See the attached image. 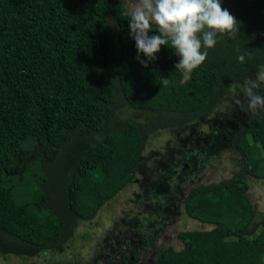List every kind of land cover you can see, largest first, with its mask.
Returning <instances> with one entry per match:
<instances>
[{
    "label": "trees",
    "instance_id": "16d2710c",
    "mask_svg": "<svg viewBox=\"0 0 264 264\" xmlns=\"http://www.w3.org/2000/svg\"><path fill=\"white\" fill-rule=\"evenodd\" d=\"M221 4L241 22L240 33L218 35L186 79L175 69L179 56L170 45L147 67L137 60L118 0H0V254L37 258L47 252L52 264H73L52 258H61L79 226L90 224L132 180L148 177L143 153L150 136L187 127L194 134V125L230 98L232 83L255 78L264 66V0ZM237 94L244 103L220 116L212 136L200 135L185 161L194 169L195 161L206 160L200 158L205 150L227 144L240 156V171L181 196L184 181L174 179L164 157V179L157 175L154 182L161 198L140 200L162 224L182 209L212 228L179 233L183 248H162L149 264H264V215L256 219L247 181L264 179V110L248 112ZM175 137L170 148L179 150ZM125 225L118 237L98 243L108 257L95 254L90 264H132L136 247L157 239L162 227L144 226L150 233L140 237ZM123 243H130L129 251L116 259Z\"/></svg>",
    "mask_w": 264,
    "mask_h": 264
},
{
    "label": "rangeland",
    "instance_id": "374dc122",
    "mask_svg": "<svg viewBox=\"0 0 264 264\" xmlns=\"http://www.w3.org/2000/svg\"><path fill=\"white\" fill-rule=\"evenodd\" d=\"M118 1L123 4V0ZM237 96V93L234 94L231 91L230 98L233 99V101H231L229 98L224 102L223 105L219 106L213 114H211L206 119L204 118L205 120H201L200 123H196L193 128L194 134H191V138H194H192V141L188 140V134L190 132V130H188L189 127H187L185 130H160L152 134L147 141L143 153L144 161L148 163V165H146L144 162L145 167L147 168L146 171H148V177L145 180L142 178V181L144 180V185L141 183L142 181L140 180V176H137V179L132 180L124 190L118 193L97 212L90 224L83 223L81 226H79L76 231V236L71 240L69 247L66 249L67 251H65V254L61 255V258L59 255L53 256L52 262L53 260L55 262L73 260V264H90L91 259H93L96 254V248L100 247L98 243L102 241L103 238H107L108 236H111L112 238L118 237L123 230L122 226L126 227L125 224H128V227L133 231H136V234H138L140 237L149 235L150 233V228L144 226L152 227L150 224H153V227L156 225H161L162 227L159 228L160 234L157 238V244L163 247L165 246V249H173L176 251L183 248L182 242L177 239V235L179 233L187 231L210 230L212 228L211 226L203 225L190 219L185 215L182 209L181 211L179 209L178 214L173 218V220L167 222L166 224H162L160 217L155 218L147 213L148 209L146 208V204L144 203L143 205L140 200L145 199L148 202H151L154 198H161V190H158L161 188V186H159L157 183H154V181L157 180V175L164 179V166L160 163V160L166 157L168 165L173 164L174 160H176L178 166L181 165V150H183L184 146L186 147V151H188L187 148L191 146L192 142L196 143L200 138V135L203 134L207 137L212 136V133L217 131L212 129L213 126L219 122L220 116L235 109L236 103L234 102V99L237 98ZM125 114L126 113H123L122 115ZM140 114L141 113L134 112L133 116L135 120L144 122L145 119L143 118V115ZM239 115H246V111ZM237 118L239 119L240 117L238 116ZM173 120L174 119L171 121L173 122ZM151 122L156 123L153 119ZM175 133H177L179 136L177 138L179 144H183V148L181 150L170 148L171 145L175 143V136H177ZM181 133L183 134L180 135ZM254 141L255 140L253 139V142ZM218 146L221 147L219 150L218 147H214L210 151L205 150L204 156L200 157L203 160L205 157V161L199 160L195 162L196 164L200 162L203 165L199 171L197 170V182H202L204 185L220 183L232 178L240 171V167L238 166V164L241 162L239 154L230 145L222 144ZM172 149H174V151ZM197 166L195 165V168ZM136 180L138 181L135 182ZM247 181L250 186L248 190V196L255 207L257 212L256 219L258 220L261 215H264V179L248 178ZM142 186L150 189L148 194L144 195ZM183 188L188 190L189 184H183ZM141 190L143 192H140ZM187 193L188 192H186L185 195ZM135 200L138 202V207L141 208L136 206L137 204L134 203ZM114 222H120L119 230L113 225L115 224ZM138 223L141 224L139 228ZM84 236H89V239L83 241L82 237ZM96 239L98 240L96 241ZM101 250L102 249H98V253H100ZM155 254L156 251L151 250L146 253L142 252L140 255L144 261L150 258L153 259ZM41 255L42 256L37 258H29L0 254V264L51 263L49 260V253L46 252L42 253ZM105 256L106 254L103 255L102 258Z\"/></svg>",
    "mask_w": 264,
    "mask_h": 264
},
{
    "label": "clouds",
    "instance_id": "9594fccd",
    "mask_svg": "<svg viewBox=\"0 0 264 264\" xmlns=\"http://www.w3.org/2000/svg\"><path fill=\"white\" fill-rule=\"evenodd\" d=\"M122 8L126 9L130 36L138 52L137 60L147 67L149 61L156 60L161 46L170 45L180 57L175 69L186 79L206 60L208 49L218 42V35L240 33L241 22L222 7L221 0H123ZM150 31L158 34L150 36ZM141 53L147 60L140 59ZM237 59L241 64L245 63L244 54ZM229 89L234 94L243 93L248 112L264 110V94H261L264 66L258 69L254 79L232 83ZM235 103L242 105L244 102L237 96Z\"/></svg>",
    "mask_w": 264,
    "mask_h": 264
},
{
    "label": "flooded vegetation",
    "instance_id": "af4514ba",
    "mask_svg": "<svg viewBox=\"0 0 264 264\" xmlns=\"http://www.w3.org/2000/svg\"><path fill=\"white\" fill-rule=\"evenodd\" d=\"M231 118L232 119L230 120L229 124H231L232 122H234L233 116H231ZM189 134L191 136V133H189ZM191 144L194 146L193 142ZM196 144H198V143L196 142ZM212 145H215V144H212ZM173 146H175V143H174ZM179 146H180L179 147V150H181L183 144H179ZM198 147H200V146L198 145ZM181 151H182V153H181L182 154V156H181V163H182L183 167L181 168L180 165L178 166L177 163H176V160H174V163L171 164V165H169V166H171L170 167L171 168V171L173 173L174 179H176L177 182L184 181V185L186 183L189 184V189L188 190H186L185 188H183V190L180 192V195L181 196H184L186 192H188L190 189H192L193 187H195L197 184L201 183V182H197L196 175L198 174L197 170L199 171L203 167V165L200 162H198V166L196 168H194V169H191V167L185 161V160H187V159H185V153H187L186 147L184 146L183 150H181ZM196 159H197V157H196ZM200 161H202V160L200 159ZM185 171H187V172H185ZM137 181L138 180H136L135 182H137ZM113 225L115 227H117V223H115ZM127 230H128L129 233L135 234L129 227L127 228ZM129 245H130V243H128V244L123 243L119 247V250L117 251V253L115 255L116 259H119L120 258L122 251H125V252H128L129 251ZM106 247H111V245H107ZM164 247L157 244V239H155L154 241L152 239H150L147 242L145 248H143L142 246L136 247L137 249H135V251H134L135 256H131L130 260H131L132 264H144V262H146L147 264H149V262H151L154 258H157V256H158V253L157 252H160L161 249L164 248ZM151 250L152 251H156V254H155L154 258L153 259L150 258L148 260H144L143 261L140 254L142 252H145L146 253V252L151 251ZM102 252H103V249L101 250L100 253H98V249H96V255L99 256L98 258H102V256H103V253ZM106 256L108 257L107 254H106ZM136 257H137V259H136Z\"/></svg>",
    "mask_w": 264,
    "mask_h": 264
}]
</instances>
